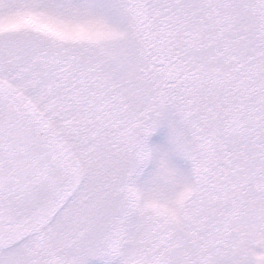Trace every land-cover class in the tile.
<instances>
[{
	"label": "snow or ice",
	"instance_id": "6c2138e0",
	"mask_svg": "<svg viewBox=\"0 0 264 264\" xmlns=\"http://www.w3.org/2000/svg\"><path fill=\"white\" fill-rule=\"evenodd\" d=\"M90 258L264 264V0H0V264Z\"/></svg>",
	"mask_w": 264,
	"mask_h": 264
},
{
	"label": "rangeland",
	"instance_id": "374dc122",
	"mask_svg": "<svg viewBox=\"0 0 264 264\" xmlns=\"http://www.w3.org/2000/svg\"><path fill=\"white\" fill-rule=\"evenodd\" d=\"M148 144L151 148H153L156 154L161 152H167L169 159L172 163L177 165L178 167H185L186 162L183 161L179 156H177L173 150L172 146L168 141V128L167 126H160L158 127L149 137H148ZM152 164L148 165L150 169ZM89 264H105L103 258H90Z\"/></svg>",
	"mask_w": 264,
	"mask_h": 264
}]
</instances>
